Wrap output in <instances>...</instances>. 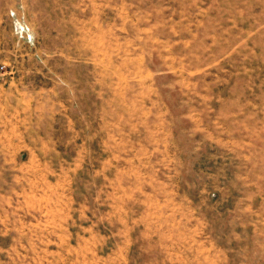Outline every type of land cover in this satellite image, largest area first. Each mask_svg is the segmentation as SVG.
<instances>
[{"label": "rangeland", "instance_id": "1", "mask_svg": "<svg viewBox=\"0 0 264 264\" xmlns=\"http://www.w3.org/2000/svg\"><path fill=\"white\" fill-rule=\"evenodd\" d=\"M0 264H264V0H0Z\"/></svg>", "mask_w": 264, "mask_h": 264}]
</instances>
